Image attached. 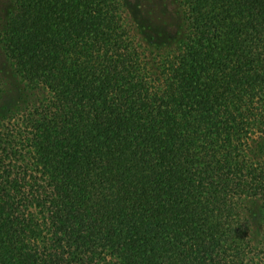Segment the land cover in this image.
I'll return each instance as SVG.
<instances>
[{
    "label": "trees",
    "instance_id": "obj_1",
    "mask_svg": "<svg viewBox=\"0 0 264 264\" xmlns=\"http://www.w3.org/2000/svg\"><path fill=\"white\" fill-rule=\"evenodd\" d=\"M177 2L8 0L0 264H264V0Z\"/></svg>",
    "mask_w": 264,
    "mask_h": 264
},
{
    "label": "rangeland",
    "instance_id": "obj_2",
    "mask_svg": "<svg viewBox=\"0 0 264 264\" xmlns=\"http://www.w3.org/2000/svg\"><path fill=\"white\" fill-rule=\"evenodd\" d=\"M125 3L131 21L148 38L152 37L159 47H176L180 44L184 33L177 0H125ZM9 7L8 0H0V26ZM0 78L4 89L0 113H5L17 106L22 89L1 55ZM251 207L254 215L256 208Z\"/></svg>",
    "mask_w": 264,
    "mask_h": 264
}]
</instances>
